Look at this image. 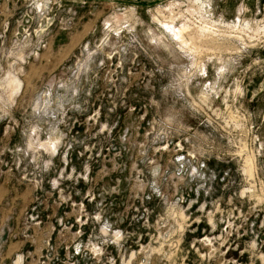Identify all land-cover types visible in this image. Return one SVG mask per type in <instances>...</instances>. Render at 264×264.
<instances>
[{"label": "rangeland", "instance_id": "rangeland-1", "mask_svg": "<svg viewBox=\"0 0 264 264\" xmlns=\"http://www.w3.org/2000/svg\"><path fill=\"white\" fill-rule=\"evenodd\" d=\"M55 1L0 16V264H264V0Z\"/></svg>", "mask_w": 264, "mask_h": 264}, {"label": "crops", "instance_id": "crops-1", "mask_svg": "<svg viewBox=\"0 0 264 264\" xmlns=\"http://www.w3.org/2000/svg\"><path fill=\"white\" fill-rule=\"evenodd\" d=\"M1 1V6L2 8H5L10 0H0ZM80 1H87V0H80ZM107 1H112V0H107ZM126 1H131V2H134L135 4H138V5H141V4H149V3H157V2H162V1H167V0H126Z\"/></svg>", "mask_w": 264, "mask_h": 264}, {"label": "bare ground", "instance_id": "bare-ground-1", "mask_svg": "<svg viewBox=\"0 0 264 264\" xmlns=\"http://www.w3.org/2000/svg\"><path fill=\"white\" fill-rule=\"evenodd\" d=\"M181 31H182V29H180V30H176V32H175V36L176 37H180V35H181ZM14 81V80H13ZM17 83V82H16ZM20 86V85H19ZM18 86V87H19ZM19 89V88H18ZM15 90H17V89H15Z\"/></svg>", "mask_w": 264, "mask_h": 264}, {"label": "built area", "instance_id": "built-area-1", "mask_svg": "<svg viewBox=\"0 0 264 264\" xmlns=\"http://www.w3.org/2000/svg\"><path fill=\"white\" fill-rule=\"evenodd\" d=\"M56 1L54 0V3H55ZM1 1H0V16L3 14V8H2V6H1Z\"/></svg>", "mask_w": 264, "mask_h": 264}]
</instances>
